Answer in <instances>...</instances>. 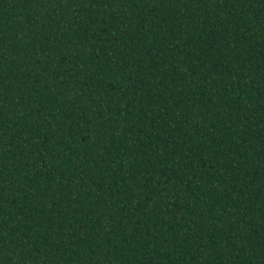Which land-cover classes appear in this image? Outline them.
Here are the masks:
<instances>
[{
	"label": "trees",
	"instance_id": "trees-1",
	"mask_svg": "<svg viewBox=\"0 0 264 264\" xmlns=\"http://www.w3.org/2000/svg\"><path fill=\"white\" fill-rule=\"evenodd\" d=\"M0 264H264V0H0Z\"/></svg>",
	"mask_w": 264,
	"mask_h": 264
}]
</instances>
